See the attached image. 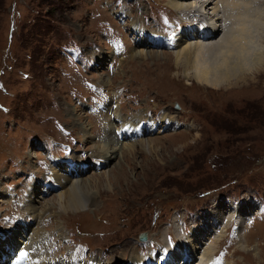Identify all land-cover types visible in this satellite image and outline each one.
<instances>
[{"label": "rangeland", "instance_id": "rangeland-1", "mask_svg": "<svg viewBox=\"0 0 264 264\" xmlns=\"http://www.w3.org/2000/svg\"><path fill=\"white\" fill-rule=\"evenodd\" d=\"M166 2L0 0V189L14 194L0 202V231L27 218L31 187L51 182L60 173L57 161L72 162L88 184L89 201L80 209L59 210L56 191L32 205L41 211L53 262L71 253L131 264L123 252L147 256L165 240L174 242V218L194 234L193 222L203 225L216 204L240 210L247 200L253 213L260 203L262 218L249 229L234 219L237 229L227 231L230 212L222 208L219 231L210 227V240L199 237L202 248L191 261H204V250L221 235L216 263L264 264V60L259 74L234 89L195 84L174 64L164 39L156 47L149 40L174 36L181 27ZM258 52L264 59V42ZM144 113L156 123L163 115L157 128L136 143L118 141L114 131L120 133L123 121ZM164 117L183 127L164 128ZM112 146L117 152L110 154ZM102 147L116 158L104 162Z\"/></svg>", "mask_w": 264, "mask_h": 264}, {"label": "bare ground", "instance_id": "bare-ground-1", "mask_svg": "<svg viewBox=\"0 0 264 264\" xmlns=\"http://www.w3.org/2000/svg\"><path fill=\"white\" fill-rule=\"evenodd\" d=\"M166 6L176 12V14H179L183 22L188 23L187 27L182 28L173 39L166 42L165 40L161 41L162 45L166 48V44L172 46L171 50L174 51L175 54L174 64L182 68L185 78L190 77L195 84L204 88L219 90L222 87L233 88L240 82L246 81L248 77L251 76L252 73L255 74L257 70V74L261 72L264 59L259 54L262 52H258V50L259 43L264 42V0H167ZM194 14L198 16L196 21H193V17H196ZM157 43L160 42L157 41ZM168 55L170 54L168 53ZM191 72H193V75L190 76ZM145 119L146 115L144 113V115L139 116L136 121L131 118L129 120L126 118L123 121L124 123L121 124L122 127L120 131L123 133V137L124 135L127 136L126 140L130 144H132V142L136 143V140H139V138L135 140L132 139L130 135L133 132L135 134H140L142 130L140 122H145ZM163 119L162 124H165L164 128L169 129L172 124H174L176 128H180V126L183 127V125H178L176 120L168 117H164ZM126 123L131 124L132 128L128 129L124 126ZM150 129L148 133L152 132ZM84 130H87V126L84 127ZM142 132L145 133L146 129L144 128ZM151 141L150 143H153ZM143 142L145 141L143 140ZM143 142H140V145L143 144ZM155 143L156 142L153 143V146ZM126 149L131 151V148H128V146H126ZM101 150L104 155L102 158L104 162L112 161L116 158H110V154L117 150L114 146L111 147L112 152L109 155L107 149L102 147ZM57 162L58 164L56 165L60 173L57 172L53 174V177L51 176V182L48 181V184L41 185L40 183H35L31 187L30 194L27 197V206L25 205L27 218L17 222L12 229L0 231V264H121L118 261L103 263V260L101 261L93 257L85 260L84 258L74 257L71 253H67V257L62 262H53L47 257L49 256V249L51 250L48 243L49 235L45 230L40 229L42 223L38 222L41 211H38L35 206L32 205L38 204L42 195L44 193L47 195V193L51 191H56V204L58 209H62V211L67 208L80 209L89 201L87 193L88 184L86 185V182L82 181L80 178L82 176V171L80 172V169H73L74 165L72 162ZM118 164L119 165H115V168H119L118 166H120V163ZM81 170L84 169L81 168ZM65 173L66 175H64ZM10 195L11 194L3 193V190L0 189V202H2L3 199L4 202L7 203L11 200ZM226 205L222 203L216 204L214 211L210 212L206 217H203V225H201L200 220H195L193 225L195 224L197 227L195 231L193 229L194 234H192V231H189L187 234L182 235L184 227L182 228L183 231L180 230L177 223L178 219L177 217L174 218L173 241L178 245L179 249L182 250L184 248V254L182 255L175 251L174 253L177 255L169 254L164 256L160 254V252H157L145 256L132 250L130 254L128 253L129 255L123 252L122 256L128 261L131 260V264H189L191 262L193 264H218L216 262H218L219 259H215V256L219 251H215V248L217 247L216 244L219 242L221 235L215 237V240L213 239L210 241V244L204 250L203 258H205V262L201 261L202 258L198 261H191L198 250L202 248L200 246L201 242L199 237L204 236L206 240H210L211 237L214 236V234L208 233L210 227L216 232L219 231L221 226V222L219 221L222 219L223 214L222 208L230 212V217L227 218L230 225L228 224L225 226L227 231L235 225L234 219H237L235 215L250 217L251 213H253V204L247 200H244L243 208L240 210L238 207L235 208ZM52 206L55 205L52 204ZM28 219H31V222H27ZM206 223L211 224L209 227H206ZM239 227H241V225H239ZM55 233L58 238H63V235H61L63 233H61L59 229H57ZM183 236L188 242L187 245L182 244L180 237ZM204 237L202 238L204 239ZM164 244L165 243H163V245ZM126 247L128 248V246ZM242 250L245 251L244 248H242ZM162 256H164L165 259L162 258Z\"/></svg>", "mask_w": 264, "mask_h": 264}, {"label": "water", "instance_id": "water-1", "mask_svg": "<svg viewBox=\"0 0 264 264\" xmlns=\"http://www.w3.org/2000/svg\"><path fill=\"white\" fill-rule=\"evenodd\" d=\"M140 241H145L146 240V237H145V235L144 234H142V235H140Z\"/></svg>", "mask_w": 264, "mask_h": 264}, {"label": "trees", "instance_id": "trees-1", "mask_svg": "<svg viewBox=\"0 0 264 264\" xmlns=\"http://www.w3.org/2000/svg\"><path fill=\"white\" fill-rule=\"evenodd\" d=\"M2 5H3V3H2V4H0V10H1V8H2Z\"/></svg>", "mask_w": 264, "mask_h": 264}]
</instances>
